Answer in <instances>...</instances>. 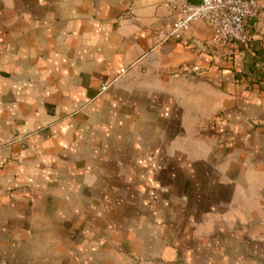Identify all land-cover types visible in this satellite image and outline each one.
<instances>
[{"label": "crops", "instance_id": "1", "mask_svg": "<svg viewBox=\"0 0 264 264\" xmlns=\"http://www.w3.org/2000/svg\"><path fill=\"white\" fill-rule=\"evenodd\" d=\"M174 1L0 0V264H264V0Z\"/></svg>", "mask_w": 264, "mask_h": 264}, {"label": "built area", "instance_id": "2", "mask_svg": "<svg viewBox=\"0 0 264 264\" xmlns=\"http://www.w3.org/2000/svg\"><path fill=\"white\" fill-rule=\"evenodd\" d=\"M173 9L180 13L172 33L177 38L194 21H203L219 42L246 45L251 41L250 29L260 19V0H203L199 6L175 0Z\"/></svg>", "mask_w": 264, "mask_h": 264}, {"label": "water", "instance_id": "3", "mask_svg": "<svg viewBox=\"0 0 264 264\" xmlns=\"http://www.w3.org/2000/svg\"><path fill=\"white\" fill-rule=\"evenodd\" d=\"M203 3V0H188L187 4L191 6H199Z\"/></svg>", "mask_w": 264, "mask_h": 264}]
</instances>
